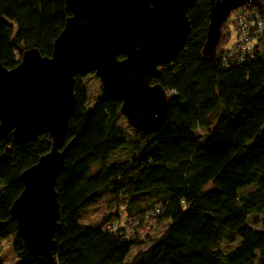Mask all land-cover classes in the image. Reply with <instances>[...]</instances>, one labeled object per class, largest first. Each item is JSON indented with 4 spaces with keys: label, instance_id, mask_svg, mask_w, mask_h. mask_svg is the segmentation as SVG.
I'll use <instances>...</instances> for the list:
<instances>
[{
    "label": "trees",
    "instance_id": "16d2710c",
    "mask_svg": "<svg viewBox=\"0 0 264 264\" xmlns=\"http://www.w3.org/2000/svg\"><path fill=\"white\" fill-rule=\"evenodd\" d=\"M248 8L263 15L264 0ZM210 10L211 0L194 4L183 51L153 78L170 105L162 127L151 135L122 125L127 118L116 98L100 95L88 108L84 76L76 75L78 105L65 139V145H74L56 184V264H264V229L250 225L252 214L264 212V37L255 58L227 67L222 55L231 38L228 21L215 53L204 55ZM70 16L66 0H0V63L14 69L32 48L51 57ZM120 149L131 157L111 162ZM50 150L49 135L25 143L12 133L0 139V220L11 219L10 210L24 191L23 172ZM251 186L256 189L241 194ZM150 192L159 194L156 204L128 213L142 221L131 236L122 222L108 231L113 219L82 225L108 197L115 204ZM149 213L170 224L128 260L134 247L148 242ZM16 234L17 223L10 220L1 239L14 238L17 264H53L41 252H30ZM239 238L233 251L222 252V243ZM0 264H6L1 254Z\"/></svg>",
    "mask_w": 264,
    "mask_h": 264
},
{
    "label": "water",
    "instance_id": "95a60500",
    "mask_svg": "<svg viewBox=\"0 0 264 264\" xmlns=\"http://www.w3.org/2000/svg\"><path fill=\"white\" fill-rule=\"evenodd\" d=\"M197 1L66 0L71 16L51 57L32 48L14 69L0 63V139L9 133L20 143L51 137V150L21 175L24 191L10 210L16 235L30 252L39 251L56 264V184L74 145H65V139L78 105L76 75L95 73L101 96L120 100L135 130L145 135L158 131L170 97L153 78L183 51L191 33L188 12ZM255 1L211 0L205 56L215 53L231 13ZM10 220H0V240Z\"/></svg>",
    "mask_w": 264,
    "mask_h": 264
},
{
    "label": "rangeland",
    "instance_id": "374dc122",
    "mask_svg": "<svg viewBox=\"0 0 264 264\" xmlns=\"http://www.w3.org/2000/svg\"><path fill=\"white\" fill-rule=\"evenodd\" d=\"M227 21H228V26L230 28L229 29L230 33H232L233 19H229ZM235 39L236 36L234 34H231V38L227 44V48H229L232 45ZM82 81L89 95V102L87 103V107L93 108L96 104V100L102 94V82L95 73H90L88 75H85ZM122 125L125 128H127L129 131H131L127 119L122 122ZM130 157H131V153L129 150L120 149L112 155L111 162L125 161ZM255 189H256L255 186H251L245 189L244 191H242L241 194L252 192ZM158 195L159 194H157L156 192H150L149 194L140 195L135 198H124L115 204H112L111 199L108 197L107 199L103 200L98 206L91 209L90 214L83 220L82 225L96 226V225H100L104 221L113 219V221L110 224H108L109 226H111L112 229L114 227L112 225H118L123 223L124 226L128 227V232L133 231L135 228L139 226L140 223H142V221H137L136 219H139V217H137L135 221L133 219L130 221V223H127V218L129 217L128 213L140 214V212L147 210L148 208H150L151 206H153L158 202L159 200ZM155 218L156 217H152V218L150 217L146 221L147 222L146 229L149 230L150 228V236L147 239L148 242H146L142 246L134 247L128 257V260H131L140 251L147 249L150 246L151 243L150 241L158 239L168 228L170 224L169 222L167 221L159 222L158 220H155ZM250 225L256 229H264V212L261 214H252L250 216ZM13 242H14L13 237L0 240V254L6 264H17L19 262V259L14 252ZM241 242L242 240L240 238L237 239V241L234 243L224 242L220 245V248L222 252L229 253L233 251L238 245H240Z\"/></svg>",
    "mask_w": 264,
    "mask_h": 264
},
{
    "label": "built area",
    "instance_id": "2783aa9c",
    "mask_svg": "<svg viewBox=\"0 0 264 264\" xmlns=\"http://www.w3.org/2000/svg\"><path fill=\"white\" fill-rule=\"evenodd\" d=\"M247 4L234 10L231 13L233 19V31L231 34L236 36L232 45L227 48L222 55V63L229 67L232 62L244 63L248 59H253L257 55L259 41L264 37V14H260L250 10ZM155 213H160V209H156ZM151 213L145 217L150 218ZM135 218H127V223ZM107 226L108 231H116L118 225ZM133 231L128 232V236L133 235Z\"/></svg>",
    "mask_w": 264,
    "mask_h": 264
}]
</instances>
